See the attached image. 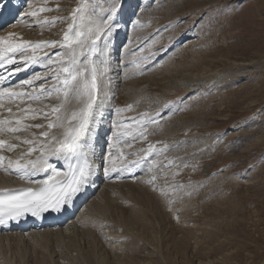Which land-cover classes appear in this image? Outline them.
Segmentation results:
<instances>
[{"label": "rangeland", "instance_id": "374dc122", "mask_svg": "<svg viewBox=\"0 0 264 264\" xmlns=\"http://www.w3.org/2000/svg\"><path fill=\"white\" fill-rule=\"evenodd\" d=\"M171 1L119 0L122 6L118 8L113 28L119 22L124 23H122L123 25L119 23L118 29H116L114 40L112 39L111 43L112 50L109 51V55L113 54L114 57H110L107 62L110 66V78H113L110 82L113 83L114 94L110 99L109 113L104 112L102 115L101 138L94 145L95 148H99H96L99 173L96 182L94 181L92 184L94 187L91 185V194L82 201L76 215L81 214L80 211L85 209L88 202L96 203L99 199L97 198L98 194L104 193V190L107 193L114 192L116 195H120L122 189L131 191L130 194L127 193V197L117 199L118 205H122L126 199L128 202L135 201L136 196L135 199L131 196L128 198V196L131 193L136 195V190H140V186L146 185L149 187L150 193L152 192L153 198L157 197V201L164 199L170 204V208L166 207L167 214L158 219L159 214L155 215L157 212L147 208V203L145 205L140 200V206L148 218V221L143 223L145 233L140 228L143 230V236L135 232L137 235L133 233V235L124 237L130 240L128 247L132 241L129 249L134 248L131 249L134 252L130 251V254L138 262H135L136 264H264V144L260 142L264 137V72L254 76V80L252 78L247 80L248 78L244 79V77L233 82L232 79L226 81L220 79L225 74L237 73L236 70L239 67L247 64L243 62L249 56L247 54L246 56L235 54L230 50L224 53L231 47L239 45L237 34H242L249 29L258 32L261 37V44L257 43L260 51L254 54L264 52V0H220L218 3L208 2L209 0H186L184 14L175 15L159 23L148 16L143 19V16L150 11L164 7L167 2ZM80 2L87 3L90 11L95 8L99 15L101 13L104 15L101 10L110 8L116 0H91V2L89 0H0V37L7 38L9 33H13L15 35L11 38L12 42L22 45L58 41L57 35L62 32V29L67 30L68 23H70L69 11ZM190 3L192 4L190 5ZM29 4H31V8ZM39 7L50 8L53 11H45V13L43 12L44 16L38 14L40 17L37 15L36 18L23 16L26 11L37 12L40 10ZM60 12L61 14H59ZM53 17H67L69 22L65 21V24L61 23L60 26H58L59 20L54 25L38 23L45 19L51 21ZM243 22L247 24L245 25ZM42 27H48L49 31L53 32L41 35L40 28ZM179 32H181L180 35H178ZM128 38L131 39L128 40ZM254 39L253 36H244L242 43L249 44L250 41L251 44L255 42ZM134 40L136 41L134 42ZM206 47L209 54L214 52L215 48L221 49L222 53H218L214 57H205L208 52L201 49ZM48 49L49 47H42L34 53L38 59L47 62L44 66L38 67V64H33L25 68L24 64L20 62L12 70V73L15 74L0 72V76L4 77L0 80V89L9 88L14 92L25 91L27 93L33 92L32 89L43 85L52 83L53 86L57 85V81L52 77L59 65L57 63L49 65L45 53L55 60V53L63 50ZM46 50L47 52H45ZM39 54L40 56H38ZM32 55V48L27 47L16 58L21 59V56L27 58ZM126 55L127 58L128 55L131 56L127 63H124L123 57ZM196 55L200 58L192 59ZM249 59L256 58L252 56ZM168 61H171L172 64H184L192 61L194 66L189 70L178 72L173 65H167ZM137 64L139 67L136 66ZM17 66L22 69L18 73L15 72ZM134 69L139 70L137 71L139 73L132 75V81L123 82L121 72L132 74ZM115 70L116 74H114ZM37 74L43 75L42 80H34L32 85L18 87L22 81L32 79ZM146 77L149 81L152 78L156 81L159 80V84L163 87L173 85L174 93L169 97H164V94H160V89H158L152 97L143 95L139 100L140 103L137 101L138 103L136 102L130 110L120 113L113 110L116 98L121 95L120 90L133 81L145 83ZM189 79L193 81L190 84L195 86L186 91H179L182 86L180 82ZM3 80L5 82L1 84ZM186 84L188 83H183V85ZM118 85H120L119 89H117ZM236 89L237 92H235ZM54 95L57 94L53 92L52 98L42 97L38 100L35 106L40 108L38 115L42 118L27 124L43 125V121L48 122L53 119L50 107L55 101ZM8 101L12 103L11 100ZM127 106L121 104L120 109H127ZM5 109H2L1 115L4 114ZM21 109L24 107L19 110ZM203 109L207 113L205 119L195 120L194 113L197 114V111ZM45 113L48 115L45 116ZM148 113L153 115L150 116ZM187 113H189L188 116ZM112 114H115V117ZM142 118L144 124H137L136 121H140ZM149 118L155 120L156 123H147ZM196 121L201 125L193 123ZM169 122L179 123L183 126L193 123V127L191 126L183 132L157 138V130L164 123ZM144 126L147 128L146 139H142L138 135ZM126 132H129V135ZM22 133L25 135L36 134L33 130H28V132L25 130ZM114 135H118V139L114 140ZM149 145H154L161 151L153 152L141 161V157L145 155ZM117 146L122 153L117 161L115 158L118 166H115L116 168L106 166L105 161L109 160L108 157L115 149H118ZM8 159L15 161L16 158L6 156L5 162ZM135 161H140V163L134 164ZM113 168L118 170L117 173L106 177L110 175ZM106 169H108L107 175ZM123 170L125 173H121ZM129 174L132 176H127ZM216 206H220L219 210ZM172 210L176 215L172 213ZM184 212L191 213L190 219H184L182 216ZM84 213L85 210H82L81 216L85 215ZM192 214L195 216L194 218ZM76 215L71 219L72 222L77 221ZM110 219L104 217V221L106 220L105 222L109 224L112 223ZM79 220L77 221L78 226V222H81ZM183 220L184 223H180ZM115 225L117 227L118 224ZM226 228H228L227 231ZM184 230L186 233L183 232ZM187 231L191 238L186 236L187 241H184L186 245L183 243L184 245L180 248L176 245L180 241L178 236L185 237ZM144 237L145 239H143ZM175 237H178L177 241ZM81 243L83 242L81 241ZM135 244L137 246L134 247ZM65 245L61 246L63 249L60 248L63 251L59 253V256H62L63 259L59 261V264H87L85 261L82 262L79 254L71 252ZM4 246L0 249V263L20 264L21 262L22 264L23 259H19L18 253L11 249L10 244L7 247L5 244ZM42 246L36 243L35 247L44 252ZM215 247L219 250H213ZM20 249L24 250L23 247ZM22 252L24 253V251ZM121 259L122 257L116 259L115 264H123L120 262ZM29 263L31 264V262ZM23 264H26L25 261Z\"/></svg>", "mask_w": 264, "mask_h": 264}, {"label": "bare ground", "instance_id": "6f19581e", "mask_svg": "<svg viewBox=\"0 0 264 264\" xmlns=\"http://www.w3.org/2000/svg\"><path fill=\"white\" fill-rule=\"evenodd\" d=\"M67 1H69V0H67ZM192 1H194V0H192ZM192 1H190V2H192ZM218 1H220V0H209L208 2H216V3H218ZM185 2H186V0H172L171 2H167L164 5V7H161L159 9H156L155 11H150L149 13H147L146 15H144L143 16V19H144V17L148 16V17H151L152 20H155L157 23H159L160 21H163L165 19H170L171 17H173L175 15L184 14L186 12L185 11L186 10ZM81 4L85 5V7L88 9V11H90L89 7L87 6V3L80 2L77 5H74V7L71 9L72 11L71 10L69 11V14H70L69 18L71 17L73 10L75 8H77ZM191 4L192 3H190V5ZM37 5H39V4H37ZM57 11H59V9ZM258 11H259V9H258ZM37 13L39 15H41V16H44V13L45 12L43 13V12H40L38 10ZM59 14H61V12ZM250 18L253 19V17H250ZM65 21L66 22H69V21H67V17L63 18L62 20H59L58 21L59 22L58 23V26H60L61 23L62 24H65ZM244 21H245V19H244ZM246 21H247V19H246ZM70 22H71V19H70ZM119 23H117V25L113 28V30L111 32V35L108 37V41H107V43H108L107 62H109L110 57L111 58L114 57L113 54L109 55V51L112 50L111 49L112 39L114 40L113 36H114V34L116 32V29H118ZM122 23H124V22H122ZM122 23H120V24L123 25ZM243 23H241V24H243ZM244 24H243V26H244ZM263 25H264V23H263ZM53 27H55V26H53ZM40 30L42 31L41 32V35H48V34H50V33L53 32V31L52 32L49 31V28L48 27H42V28H40ZM61 31L62 32L57 35L58 41H62L63 40V34H64V31H66V30L65 29H62ZM180 33L181 32H179L178 35H180ZM260 33H261V31H260ZM130 35H132V34H130ZM244 36L245 37L246 36H249V37H252L253 36L255 38L254 39L255 42L254 43H251V44H250V41H249V44L242 43ZM236 37H238V40L237 41L240 42L239 45L236 46V47H231L230 49L226 50L224 53H226V52H228L230 50L231 52H234L235 54L236 53L237 54L239 53V54H242L244 56H246V54H247L249 56H247V59H244L243 60V62L244 63H247V64H244V65H242V67H239L240 69L238 68V70H236L237 73L225 74L224 77H221L220 78L223 81H226L228 79H232L231 81L233 82L234 80L237 81L239 78H242V77H244V79L245 78H248L247 80H250V78L253 79L254 76L258 75L261 72H264V54H263L264 52L263 53L260 52V53L254 54L255 52L260 51L259 50L260 48H259V46L257 44V43L261 44V40H260L261 37H259V33L258 32H253V31H251L249 29V30H245L242 34H239V35L237 34ZM115 39H116V37H115ZM130 39L131 38H128V40H130ZM133 39H136V38H133ZM135 41L136 40H134V42ZM101 43H103V42H101ZM50 49H52V48H49L48 50H50ZM57 49L64 51V49H61L60 48L59 44H57V46L54 48V50H57ZM201 50L206 52L207 51V47L205 49L202 48ZM45 52H47V50ZM250 52H252V53L250 54ZM218 53H222L221 49L215 48V51L214 52H211L210 54L208 52L209 55L207 54V56H205V57H214ZM38 56H40V54ZM130 56L131 55H128V58H130ZM252 56L254 58H256V59H249ZM128 58H127V55L125 57H123V62L124 63H127ZM199 58L200 57L196 55L192 59L198 60ZM94 59H95V57H94ZM16 60H17V63H20V60L21 59L16 58ZM43 62H44L43 65L38 64L37 66L38 67H41V66H44V65L47 64L46 61H43ZM168 64H170V66L173 65L174 69L176 71H178V72L179 71H183V70H189L191 67L194 66V64L192 63V61L191 62H186L184 64H182V63H175V64L173 63L172 64L171 61H168L167 62V65ZM15 65L16 64L5 65L4 67L0 68V72L2 74H7V73H10V72L12 73V70H14ZM52 65H54V64H52ZM107 69L108 70L104 74V76L100 78V89H101L100 95H101V98L103 99V103L96 109V118L92 122L93 123V131L91 133V141H90V143H91L90 153L91 154L89 156V160H90V163H91V169H92V175L89 177L88 183L86 185L82 186L81 191L73 197L72 202L70 204H66L63 208L60 209V211L56 214V218L55 219H52L50 217L42 218V219L40 218L39 219L37 217V216H42V215H35V216H32V217L30 216L29 218L22 217L20 219L21 222H20V224L17 227H14V228H11V229H1L0 230V249L3 248L4 244L6 245V247H7L8 244H10L11 249H14L18 253L19 259L20 260L23 259V262L25 261L26 264H28L29 262H31V264H59V261L61 259H63L62 256H59V253H61V251H63L62 250L63 249L62 247H64V244H66L65 247L67 246V248L71 252L74 251V253L76 252L77 254H79V258L82 259V262L85 261L87 264H115L116 259H118V258L120 259L121 257H122V259L120 261L121 263H123V264H126V263L134 264L136 262L135 261V258L130 254V251H132L131 249H134V248L129 249L130 248V244H131L132 241L130 242L129 247H128V243H129L130 240H128V239H126L124 237H126V235H130V234L133 235V233H135V232H137L138 235H140V236L141 235L142 236L144 235L142 233L143 230H144V227H145V226H143L144 225L143 223L146 222V221H148V218H147V214H145V212L143 211V208H141V206H140V200L145 205L147 203V205H148L147 208H151L152 211L155 210L157 212V214L155 213V215H158L159 214L158 217H157L158 219H161L160 217H163L164 214H167L166 211H165V208L166 207L167 208H170V206H169L170 204L169 203H167L164 199H161L160 201H157L158 198L157 197L156 198H153L152 197V194H151L152 192L150 193L149 187H147L146 185H142V186L139 187L140 190H136V195H133L131 193V195L128 196V198L130 196L132 198H134L136 196V200H138V201H136V200L134 201L133 200L131 202H128V200L126 199V201H125L124 204L121 201L122 205H118L117 199L126 196L127 193L130 194L131 191L130 192L128 190L127 191H123L124 189H122V191L119 190L120 191L119 194L122 195V196H120L118 194L116 195V193H114V192L113 193H107L106 190H104V193L98 194L99 197H97V198H99L98 200H100V201L97 200L96 203L95 202H90V203L88 202L87 205H85V209H82V210H85V213H84L85 215H82L81 216L82 210L80 211L81 212L80 215L79 214L76 215V212L78 210V207L80 206V204L82 203V201L85 200V198L89 194H91V192H92L91 185L94 183V181L96 182V177H97V175L99 173L98 170H97L98 169L97 166L99 164V162H98V155H97V149H99V148L96 147L97 148L96 149L94 145L101 138L100 134L102 133L101 131L103 130L101 128V124H102L101 119L103 117L102 115H104V112L105 113H109V111H110L109 110L110 109L109 108L110 107V99H111L112 95L114 94V91H113L114 90V86H113V83L111 84V82H110L113 78H110L111 77V73H110V66L108 64H107ZM163 69L165 71V68H163ZM154 70H156V69H154ZM137 71H139V70H137ZM137 71H136V69H134V73H132V74L131 73H128V72H124V71H123V73L121 72V74L123 75L122 76L123 82L128 81V80H131L132 81V79H133V76L132 75H134L136 73H139ZM116 72L117 71L115 70L114 71V74H116ZM160 75H162V74H160ZM42 76L43 75H41L40 77H42ZM162 76H161V78H162ZM163 78H165V77H163ZM40 80H42V79H40ZM155 81L156 80L153 79V78L151 79V81H149V79L146 77V82L145 83H139V82L137 83L136 81H133V82H130L128 85L124 86L120 90L121 91L120 92L121 95L116 98V104H115V106L112 107L113 110L114 109L116 110V109L120 108L121 107V104H123V106H126V105L135 106L134 104H136L137 101L139 102L140 98L143 95H147V97H149V96L152 97V96H154L156 94V92L158 91V89H160V94H162V93L164 94V97H169L171 94L174 93L175 88L173 87V85L172 86H169V87H163V86H161L159 84V80H157L156 82ZM4 82L5 81L3 80L1 84H3ZM185 82H187L188 84L183 85V83H185ZM191 82H193L191 79H189V80H182L180 82V84H182V86L179 89V91H186L188 89L193 88L195 85L190 84ZM51 85H43L41 87H37L35 89H32L33 92H27V93H39L42 88L43 89H51L53 87V85L52 86ZM120 85H118V88L117 89H119ZM249 87H250V85H249ZM239 91H240V89H239ZM20 92H25V91H20ZM235 92H237V89H236ZM42 97H48V96L45 95V96H42ZM51 98H52V96H51ZM61 99H62V97H61ZM61 99H57V95H56L55 96V101L52 100L53 101L52 106L59 104L61 102ZM4 100H6V101H4ZM8 100H11L13 104L10 101H8ZM249 100H250V98H249ZM260 101H261V99H260ZM36 103H38L37 100H30V99L27 98V96H25V97H16V98H12V99H9L7 97V95H5L3 97H0V116H1L0 117V120H12L13 121V123L11 125L12 127H16L17 126L15 124V121L17 119H20L21 120V125H30V124H27V123H34L38 119H41L42 118L40 115H38V113L40 112V108L37 107V106H35ZM21 107H24V109H29V108L30 109H34L35 111L20 112L19 109ZM79 107H80V105L77 103V101L75 99H72L71 103H69L66 106V110L70 112L71 110L77 109ZM143 107H144V105H143ZM143 107L141 108V110L143 109ZM2 109H5V112H4L3 115H1ZM8 109H11V112H9ZM148 114H150V113H148ZM33 115L36 116V119H31V117ZM112 115L114 116L115 114H112ZM152 115L153 114H150V116H152ZM188 115H189V113H187V116ZM206 115H207V113L203 109L201 111L200 110L197 111V114L195 112L194 115H193V117L197 121H202V120L205 119ZM202 116H204V118H202ZM25 117H27V118H25ZM104 119H105V121H107L106 118H104ZM53 120H54V116H53V119L51 121H53ZM117 120H118V118H117ZM197 121L196 122H193V123H197L198 125H201ZM49 122L50 121H48V122H44L43 121L44 127H42V128L31 127V128L25 129V130H27V132H28V130L35 131L36 132L35 135H32V134L31 135H28V134L25 135V134L22 133L23 131L18 132V133H7V132L0 133V139L7 140L9 143L16 144L17 145V147L13 151H11V152H9L7 150V147L5 146L4 149L0 150V155H3L5 157L6 156H9V157H13L14 156L17 159L20 156L21 153H26V151H27V149L29 147V145L21 143V140L29 139V140H35V141H41V140L44 141L46 138L40 136V133L41 132H44V131H48V132H51V133L56 134V135L59 136L60 135V132L62 130H60V129H48L47 124ZM193 123H191V124H189L187 126L179 125V123H174V122H169L167 124L164 123L157 130L156 137L157 138H159V137L161 138V137H164V136L171 135L172 133L175 134V133L183 132L184 130L190 128ZM106 128H107V125H106ZM115 129H116V127H115ZM150 130H149V132H151ZM126 133H127V135H129L128 134L129 132H126ZM15 136H19L20 137V140H16L14 138ZM149 136H150V134H149ZM260 142L264 144V137H263V139L260 140ZM110 145L112 146V144H110ZM113 145L115 146V144H113ZM109 150H110V148H109ZM37 155H39V152H34L32 154V157L31 158H35ZM120 155H122V153H121V150H119V147H118L117 150L115 149L113 151V153L110 154V156L108 157L109 160L107 159L104 164L106 166H114V167L115 166H118V163L116 161H117V158L120 157ZM115 158H116V161H115ZM49 160H50V162H52L53 164H55L58 169H60V170H66L65 162L64 161H58V160H56L55 157H49ZM5 165H7V162H5ZM138 168H140V167H138ZM0 171H4V172H0V189H11V188H17V187H32V188L35 189L36 187L41 186L39 184L30 183L28 179L21 180L17 174L10 173V172H6L3 169H0ZM117 171L118 170L111 171L110 172V175L109 176L107 175L106 177H110V176L115 175V173H117ZM121 173H125V171L123 170V171H121ZM124 176H126V174H124ZM127 176H130L131 177L132 174H129ZM31 179L32 180H36V181H40V180L46 179V175L43 174V173H40V174H37V175L31 177ZM212 183H210V184H212ZM92 186L94 187V185H92ZM115 186H116V184H115ZM127 189H128V187H127ZM108 191H110V190H108ZM159 196H160V194H159ZM162 198H163V196H162ZM123 199L124 198H122V200ZM224 199L225 198H223V200ZM93 201H96V199H93ZM218 207H220V206H218ZM218 207L216 206V208L219 210ZM198 208H200V207H198ZM217 209H215V210H217ZM224 211H225V209H224ZM173 212L174 211L172 210V213ZM215 212H217V211H215ZM148 213H149V211H148ZM172 213H170V214H172ZM192 213H193V211H192ZM173 214L176 215L175 213H173ZM190 214L191 213L184 212V214L182 216H184V219H186V218L191 217ZM193 214H192V216H193ZM75 215L77 216V217H75L77 221L80 218L79 221H81V222H78L79 226L77 225V221L76 222H74V221L72 222L71 221V219H73ZM104 217H106L107 219H110V217H111L110 220L112 221V223L111 222H110L111 224L106 223L105 222L106 220L104 221ZM194 217L195 216H193V218ZM154 218H156V216H154ZM234 221H236V220H234ZM116 223L118 224L117 227L115 225ZM180 223H184V220H183V222H180ZM237 224H238V222H237ZM63 225H66V226H63ZM81 226H83V227H81ZM140 228H142L143 230L140 229ZM71 229H72V231H71ZM185 230L183 232H185ZM227 230H228V228H226V231ZM64 231H65V234H63ZM181 231H182V229H181ZM192 231H194V230H192ZM233 231H235V230H233ZM218 232H219V230H218ZM137 233H135V234L137 235ZM144 233H145V230H144ZM185 233H183V234H185ZM189 235H190V233H188V231H187V235H185V237L182 236V235L181 236L179 235L178 237H180V241H178L179 243L176 244V245H178L179 247L180 246L182 247V245H184V244L186 245V242H184V241L185 240L187 241L186 238ZM194 235H196V234H194ZM127 237H129V236H127ZM178 237L177 238L175 237L176 238V241H177ZM143 239H145V237ZM81 241L83 243H81ZM63 242H65V243L63 244ZM145 242H147V241H145ZM36 243L41 244V246L43 245L42 248L44 249V252L41 251L40 249H38L39 251L36 249V247H35L36 246ZM136 244L134 245V247L137 246ZM21 246L23 247L24 250H21L20 249V248H22ZM131 247H132V245H131ZM60 248H62V249L60 250ZM139 248H137V250ZM140 249H139V251H140ZM177 249H179V248H177ZM210 249H212V248H210ZM57 250H59V251H57ZM137 250L135 249V252ZM184 250H186V249H184ZM203 250H202V252H203ZM206 250H207V248H206ZM213 250H217L216 247ZM22 251H24V253ZM132 252H134V250ZM2 253H5V252H2ZM30 257H31V259H30ZM14 258H15V256H14ZM56 258H57V260H55ZM23 262H22V264H23ZM17 263H18V261H17ZM136 263H138V262H136ZM0 264H3V263H0ZM5 264H7V263H5ZM20 264H21V262H20Z\"/></svg>", "mask_w": 264, "mask_h": 264}, {"label": "snow or ice", "instance_id": "6c2138e0", "mask_svg": "<svg viewBox=\"0 0 264 264\" xmlns=\"http://www.w3.org/2000/svg\"><path fill=\"white\" fill-rule=\"evenodd\" d=\"M121 6L119 0H116L110 8L101 10L104 15H99L95 8L88 11L85 5H79L72 12L71 22L68 23L67 30L64 31L62 41H46L34 45L25 43L22 45L12 42L11 38L15 35L13 33H9L7 38L0 37V68L9 64H17V55L24 52L27 47L32 48L33 55L27 58L21 56L20 62L24 64L25 68L33 64L43 65V60L38 59L34 54L37 49L42 47L55 48L59 44L60 48L65 50L56 52L55 60L45 53L49 65L53 63L59 65L52 77L57 81V85L51 89L42 88L39 93L14 92L9 88L0 89V97L7 95L9 99L27 96L30 100L38 101L45 95L51 97L53 92L57 93V99L62 97L59 104L51 107L54 120L47 124L48 129L62 130L59 136L44 131L40 133V136L46 138L44 141L21 140V143L29 145L26 153H21L15 161L8 159L7 165H5L6 157L0 155V169L17 174L21 180L28 179L30 183L41 185L35 189L32 187L0 189V223L4 222L5 217L15 219L26 211H30L33 215L49 209L59 211L63 205L70 204L73 197L81 191L82 186L88 183L89 177L92 175L89 160L91 133L93 131L92 122L96 118V109L103 103L100 95V78L108 70L107 41L113 30L118 8ZM29 7L31 8V4ZM39 11H53V9L40 8ZM37 15L36 11L23 14V16L31 17ZM62 19L53 17L51 21L45 19L38 21V23L54 25L57 20ZM133 63L136 62L133 61ZM136 66L139 67V64ZM21 70L19 66L15 68L16 73ZM12 74L15 73H10V75ZM2 79L4 77L0 76V80ZM39 79L42 77L37 74L32 79L22 81L18 87L32 85L34 80ZM72 99H75L80 107L69 112L66 110V106L71 103ZM131 108L132 106L128 105L127 109L118 108L116 112L120 113ZM8 111L11 112V109ZM20 111L35 110L29 108ZM44 115L47 116L48 113ZM31 119H36V116L33 115ZM12 123V120H0V133H18L31 127H44L40 124L21 125L20 119L15 121L16 127H12ZM136 123L143 125V118ZM147 123H156V121L149 118ZM146 131V126L142 127L138 133L139 137L146 139ZM14 138L20 140L19 136ZM113 139H118V135H114ZM5 146L9 152L17 147L16 144L0 139V150L4 149ZM156 151L161 150L156 149L154 145H149L145 155L141 157V161ZM34 152H39V155L31 158ZM49 157L64 161L66 170L58 169L55 164L50 162ZM133 163L138 164L140 161ZM112 171H116V169L113 168ZM105 172L107 175L108 169ZM40 173L45 174L46 179L40 181L31 179Z\"/></svg>", "mask_w": 264, "mask_h": 264}]
</instances>
